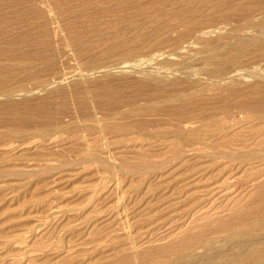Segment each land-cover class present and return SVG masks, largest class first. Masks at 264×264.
<instances>
[{"label":"rangeland","instance_id":"374dc122","mask_svg":"<svg viewBox=\"0 0 264 264\" xmlns=\"http://www.w3.org/2000/svg\"><path fill=\"white\" fill-rule=\"evenodd\" d=\"M263 1L0 0V264H235L243 253L244 238L249 243L263 238L264 35H255L257 31L264 30ZM11 21L13 25L9 23ZM215 47L218 53L214 51ZM239 47L243 48L238 50ZM4 56L8 57L4 59ZM166 59V62H171V65L167 63L168 67ZM161 60L165 64L163 61L160 63ZM235 65L242 75H236L230 83L223 78L224 84L220 86L214 80L206 81L202 74L201 80L190 75L191 71L198 72L201 68L209 72L204 71V75L211 76L212 73L214 77H223L230 73L228 68ZM51 66H57L54 68L57 71ZM117 66L132 67L133 70L130 69V74H103L112 72V68ZM160 69L162 71L159 72ZM88 72L96 74L86 75ZM151 72L156 79L152 78ZM242 80L244 83L241 84ZM63 82H68V87L76 84L55 93L53 90L66 87ZM144 94L146 97L142 98ZM144 99L149 101L144 102ZM22 100L32 103H23ZM255 114L259 116L255 117ZM216 115L220 116L218 120ZM114 123L120 126V131L111 134L107 129ZM127 126L134 130L125 131ZM135 130L138 132L136 135L132 134ZM188 131L190 137L186 135ZM192 132H195L194 136ZM195 135H200V138ZM127 137L132 139L128 141ZM233 139H238V143ZM193 140H197V144ZM121 141H124V146ZM252 263L263 262L252 260Z\"/></svg>","mask_w":264,"mask_h":264},{"label":"bare ground","instance_id":"6f19581e","mask_svg":"<svg viewBox=\"0 0 264 264\" xmlns=\"http://www.w3.org/2000/svg\"><path fill=\"white\" fill-rule=\"evenodd\" d=\"M11 1H12V0H11ZM75 1H76V0H75ZM88 1H89V0H88ZM145 1H146V0H145ZM233 1H234V0H233ZM245 1H246V0H245ZM86 2H87V1H86ZM110 2H111V1H110ZM227 2H228V1H227ZM260 2H262V1H260ZM260 2H259V3H260ZM11 3H12V2H11ZM15 3H17V2H15ZM74 3H75V2H74ZM80 3H81V2H80ZM119 3H120V2H119ZM225 3H226V1H225ZM230 3H231V2H230ZM254 3H255V2H254ZM257 3H258V2H257ZM259 3H258V4H259ZM263 3H264V1H263ZM36 4H37V3H36ZM81 4H82V3H81ZM100 4H101V3H100ZM143 4H144V3H143ZM143 4H142V5H143ZM156 4H157V3H156ZM226 4H227V3H226ZM243 4H244V3H243ZM75 5H76V4H75ZM75 5H74V6H75ZM85 5H86V4H85ZM222 5H223V3H222ZM260 5H262V3H260L259 6H260ZM26 6H27V5H26ZM68 6H69V5H68ZM71 6H72V5H71ZM78 6H79V5H78ZM223 6H224V5H223ZM138 7H139V6H138ZM5 8H6V7H5ZM24 8H25V6H24ZM75 8H76V7H75ZM105 8H106V7H105ZM124 8H125V7H124ZM128 8H129V7H128ZM161 8H162V7H161ZM205 8H206V7H205ZM92 9H93V8H92ZM107 9H108V8H107ZM237 9H238V8H237ZM6 10H7V9H6ZM157 10H159V9H157ZM227 10H229V9H227ZM67 11H68V9H67ZM89 11H90V10H89ZM110 11H111V10H110ZM112 11H113V9H112ZM229 11H231V10H229ZM242 11H243V10H242ZM242 11H241V12H242ZM254 11H255V10H254ZM254 11H253V12H254ZM25 12H26V11H25ZM77 12H78V11H77ZM84 12H87V11H84ZM200 12H201V11H200ZM251 12H252V11H251ZM263 12H264V9H263ZM8 13H9V12H8ZM14 13H15V12H14ZM109 13H110V12H109ZM122 13H123V12H122ZM231 13H232V12H231ZM243 13H244V12H243ZM254 13H255V12H254ZM254 13H253V14H254ZM46 14H47V13H46ZM21 15H23V13H22ZM102 15H103V14H102ZM108 15H109V14H108ZM203 15H204V14H203ZM250 15H251V13H250ZM262 15H263V14H262ZM1 16H2V15H1ZM231 16H232V15H231ZM233 16H235V15H233ZM236 16H237V14H236ZM238 16H239V15H238ZM245 16H246V15H245ZM8 17H9V16H8ZM196 17H197V16H196ZM202 17H203V16H202ZM206 17L208 18V16H206ZM241 17L243 18V16H241ZM27 18H28V16H27ZM32 18H33V17H32ZM78 18H79V17H78ZM176 18H177V17H176ZM188 18H189V17H188ZM211 18H215V17L212 16ZM233 18H234V17H233ZM195 19H196V18H195ZM255 19H256V18H255ZM24 20H25V19H24ZM24 20H23V22H24ZM232 20H233V19H232ZM13 21H15V20H13ZM13 21H11V22H9V23L12 24ZM25 21H26V20H25ZM27 21H28V20H27ZM27 21H26V22H27ZM52 21H54V20H52ZM194 21H195V20H194ZM201 21H203V20H201ZM21 22H22V21H21ZM29 22H30V21H29ZM45 22H48V21H45ZM190 22H192V21H190ZM13 24H14V23H13ZM13 24H12V25H13ZM5 25H6V24H5ZM20 25H23V24H20ZM20 25H19V26H20ZM38 25H39V24H38ZM171 26H173V25H171ZM221 26H222V25H221ZM23 27H24V26H23ZM23 27H21V28H23ZM9 28H10V27H9ZM19 28H20V27H18L17 29H19ZM27 28H28V26H27ZM68 28H69V27H68ZM4 29H6V28H4ZM69 29H70V28H69ZM196 29H198V28H196ZM199 29H200V28H199ZM207 29H208V28H207ZM210 29H211V28H210ZM246 29H247V28H246ZM261 29H262V28H261ZM1 30L3 31V28H2ZM10 30H11V29H9V31H10ZM92 30H93V28H92ZM192 30H193V29H192ZM204 30H205V29H204ZM256 30H257V29H255V31H256ZM11 31H12V30H11ZM22 31H23V30H22ZM54 31H55V29H54ZM122 31H123V30H122ZM202 31H203V30H202ZM205 31H206V30H205ZM205 31H204V32H205ZM214 31H216V30H214ZM12 32H13V31H12ZM14 32H15V31H14ZM20 32H21V31H20ZM103 32H104V30H103ZM159 32H160V31H159ZM165 32H166V31H165ZM194 32H195V31H194ZM200 32H201V31H200ZM235 32H236V31H235ZM235 32H234V33H235ZM246 32H247V31H246ZM250 32H251V31H250ZM75 33H76V32H75ZM185 33H186V32H185ZM216 33H219V31H218V32L216 31ZM238 33H239V31H238ZM240 33H241V31H240ZM240 33H239V34H240ZM254 33H255V32H254ZM258 33H260V36L262 35V37H263V35H264V30H262V31H257V32L255 33V35L257 36ZM24 34H25V33H24ZM32 34H33V33H32ZM42 34H43V33H42ZM96 34H97V33H96ZM104 34H106V32H105ZM155 34H156V33H155ZM198 34H200V33L198 32ZM202 34H203V33H202ZM204 34H205V33H204ZM204 34H203V35H204ZM214 34H215V33H214ZM241 34H242V33H241ZM241 34H240V35H241ZM243 34H245V32H244ZM247 34H248V33H247ZM247 34H246V35H247ZM78 35H79V34H78ZM78 35H77V36H78ZM169 35H170V34H169ZM196 35H197V34H196ZM196 35H195V36H196ZM203 35H202V36H203ZM207 35H209V34H207ZM10 36H11V35H10ZM99 36H100V35H99ZM101 36H104V37H105V35H101ZM101 36H100V37H101ZM197 36H199V35H197ZM202 36H201V37H202ZM204 36H206V34H205ZM210 36H211V34H210ZM217 36H218V35H217ZM237 36H238V35H237ZM26 37H27V36H26ZM26 37H25V38H26ZM61 37H62V36H61ZM90 37H91V36H90ZM108 37H109V36H108ZM108 37H107V38H108ZM143 37H144V36H143ZM151 37H153V36H151ZM158 37H159V36H158ZM70 38H71V37H70ZM75 38H76V37H75ZM87 38H88V36H87ZM87 38H86V39H87ZM209 38H210V37H209ZM239 38H240V37H239ZM243 38H244V37H243ZM245 38H246V37H245ZM64 39H65V37H64ZM64 39H62V40H64ZM147 39L149 40L150 38H147ZM169 39H170V38H169ZM174 39H175V38H174ZM193 39H194V38H193ZM246 39H247V38H246ZM250 39H251V38H250ZM252 39H253V37H252ZM255 39H256V38H255ZM1 40H2V39H1ZM21 40H22V39H21ZM38 40H39V39H38ZM190 40H191V39H190ZM248 40H249V39H248ZM253 40H254V39H253ZM258 40H260V38H259ZM258 40H257V41H258ZM43 41H45V40L43 39ZM53 41H54V40H53ZM144 41H145V40H144ZM250 41H251V40H250ZM141 42H142V41H141ZM141 42H140V44H141ZM192 42H193V41H192ZM192 42H191V44H192ZM196 42H197V41H196ZM196 42H195V43H196ZM201 42H202V41H201ZM231 42H232V41H231ZM233 42H235V38H234V41H233ZM54 43H56V41H54ZM80 43H82V42H80ZM125 43H126V42H125ZM229 43H230V42H229ZM237 43H238V42H237ZM258 43H259V42H258ZM118 44H119V42H118ZM210 44H211V43H210ZM212 44H214V43H213V39H212ZM217 44H218V43H217ZM253 44H254V43H253ZM6 45H7V44H6ZM76 45H77V44H76ZM189 45H190V44H189ZM199 45H200V44H199ZM36 46H37V45H36ZM68 46H70V45H68ZM257 46H258V44H257ZM260 46H261V45H260ZM37 47H38V46H37ZM113 47H114V46H113ZM136 47H137V46H136ZM193 47H195V46H193ZM207 47H208V46H207ZM209 47L211 48V46H209ZM223 47H224V45H223ZM0 48H1V47H0ZM2 48H3V47H2ZM6 48H7V47H6ZM22 48H23V46H22ZM55 48H56V47H55ZM58 48H59V47H58ZM73 48H74V47H73ZM73 48H70V49L74 50V49H76V46H75L74 49H73ZM131 48H132V47H131ZM182 48H183V45H182ZM182 48H181V49H182ZM210 48H208V49H210ZM215 48H216V47H215ZM225 48H226V46H225ZM225 48H223V49H225ZM240 48H243V47H239L238 50H240ZM256 48H258V47H256ZM9 49H10V47H9ZM59 49H60V48H59ZM59 49H58V50H59ZM62 49H63V48H62ZM66 49H67V48H66ZM85 49H86V47H85ZM156 49H157V48H156ZM181 49H180V51H181ZM208 49H207V50H208ZM226 49H227V48H226ZM235 49H236V48H235ZM258 49H259V48H258ZM4 50H5V49H4ZM11 50H12V49H11ZM14 50H16V49H14ZM28 50H29V49H28ZM187 50H188V49H187ZM203 50H205V49H203ZM211 50H212V49H210L209 51H211ZM216 50H217V48H216L214 51L216 52ZM221 50H222V48H221ZM245 50L247 51V49H245ZM9 51H10V50H9ZM67 51H68V50H67ZM75 51H76V50H75ZM123 51H124V50H123ZM180 51H179V52H180ZM182 51H183V50H182ZM200 51H201V50H200ZM214 51H213V52H214ZM219 51H220V50H219ZM225 51H226V50H225ZM228 51H230V50H228ZM233 51H234V50H233ZM233 51H232V52H233ZM241 51H242V50H241ZM248 51H250V50H248ZM19 52H20V51H19ZM61 52H62V51H61ZM63 52H64V51H63ZM115 52H116V51H115ZM115 52H114V53H115ZM170 52H171V51H170ZM172 52H174V51H172ZM172 52H171V53H172ZM183 52H184V51H183ZM190 52H191V51H190ZM195 52H197V51H195ZM198 52H199V50H198ZM204 52H205V51H204ZM232 52H231V53H232ZM235 52L237 53V51H234V53H235ZM254 52H255V49H254ZM256 52H259V51L256 50ZM155 53H156V52H155ZM157 53H158V52H157ZM191 53H192V52H191ZM199 53H202V52H199ZM216 53H218V52H216ZM238 53H240V52L238 51ZM241 53H242V52H241ZM243 53H244V52H243ZM6 54H8V53H6ZM59 54H60V52H59ZM59 54H58V55H59ZM71 54H72V56H73V52H72ZM205 54H207V53H205ZM214 54H215V53H214ZM223 54H224V53H223ZM245 54H246V53H245ZM3 55H4V54H3ZM11 55H12V54H10V56H11ZM15 55H16V53H15ZM15 55H13V56H15ZM55 55H57V54H55ZM116 55H117V54H116ZM154 55H155L154 57H155V60H156V54H154ZM158 55H159V53H158ZM165 55H166V54H165ZM165 55H164V56H165ZM172 55H173V54H172ZM257 55H258V54H257ZM1 56H2V55H1ZM1 56H0V58H1ZM16 56H17V55H16ZM31 56H33V55H31ZM53 56H54V54H53ZM61 56H63V54H62ZM112 56H115V55L112 54ZM150 56H151L152 58H154L153 55H150ZM150 56H149V57H150ZM159 56H160V58H161V55H159ZM159 56H158V57H159ZM162 56H163V55H162ZM164 56H163V57H164ZM166 56H167V55H166ZM182 56H183V55H182ZM211 56L213 57V54H211ZM215 56H216V54H215ZM217 56H218V55H217ZM220 56H221V55H220ZM220 56H219L218 58H220ZM5 57H8V56H4L3 58L6 59ZM90 57H91V56H90ZM170 57H171V56H170ZM178 57H179V55H178ZM195 57H197V56H195ZM195 57H194V58H195ZM206 57H207V56H206ZM238 57H239V56H238ZM249 57H251V56H249ZM254 57H255V56H254ZM259 57H260V56H259ZM13 58H15V57H13ZM59 58H60V57H58V59H59ZM73 58H74V57H73ZM81 58H82V57H81ZM109 58H110V57H109ZM112 58H113V57H112ZM117 58H118V57H117ZM132 58H133V57H132ZM147 58H148V56H147ZM160 58H159V59H160ZM167 58H168V57H167ZM194 58H191V59H194ZM200 58H201V57H200ZM202 58H203V60H206V59H204V57H202ZM4 59H3V61H4ZM24 59H25V58H24ZM32 59H34V58H32ZM35 59H36V58H35ZM53 59L55 60V58H53ZM113 59H114V58H113ZM119 59H120V58H119ZM121 59H123V58H121ZM121 59H120V60H121ZM139 59L142 60V58H139ZM175 59H176V58H175ZM179 59H180V57H179ZM182 59L184 60V58H182ZM185 59H187V58H185ZM195 59H196V58H195ZM207 59H208V57H207ZM210 59H212V58L210 57ZM210 59H209V60H210ZM235 59H236V58H235ZM1 60H2V59H1ZM60 60H61V59H60ZM104 60H105V59H104ZM104 60H103V61H104ZM109 60H111V59H109ZM114 60H116V59H114ZM126 60H127V59H126ZM135 60H136V58H135ZM140 60H138V61H140ZM145 60H147V59H145ZM148 60H150V59H148ZM152 60H153V59H152ZM167 60H168V59H166V60H164V61L166 62ZM177 60H178V59H177ZM218 60H220V59H218ZM262 60H264V59H262ZM16 61H17V59H16ZM57 61H58V60H57ZM88 61H89V60H88ZM88 61H87V62H88ZM92 61H93V60H92ZM101 61H102V60H101ZM143 61H144V59H143ZM162 61H163V60H161L160 63H162ZM164 61H163V62H164ZM169 61H170V60H169ZM184 61H185V60H184ZM200 61H201V60H200ZM214 61H215V60H214ZM235 61H236V60H235ZM246 61H247V60H246ZM259 61H261V60H259ZM54 62H55V61H54ZM87 62H86V64H88ZM98 62H99V61H98ZM98 62H97V63H98ZM121 62H122V61H121ZM123 62H124V61H123ZM145 62H146V61H144V63H145ZM155 62H156V61H155ZM165 62H164V64H165ZM172 62H173V61H172ZM174 62H175V61H174ZM205 62H206V61H205ZM211 62H212V61H211ZM220 62H222V61L220 60ZM241 62H242V61H241ZM254 62H255V61H254ZM11 63H12V62H11ZM11 63H9V65H12ZM30 63H31V62H30ZM51 63H53V62L51 61ZM89 63H91V62H89ZM101 63H102V62H101ZM101 63H100V64H101ZM140 63H141V62H140ZM146 63H147V62H146ZM167 63H169V62H166V64H167ZM170 63H171V62H170ZM170 63H169V64H170ZM183 63H184V62H183ZM186 63H187V62H186ZM207 63H208V62H207ZM222 63H223V62H222ZM233 63H234V62H232V64H233ZM242 63H243V62H242ZM49 64H50V63H49ZM49 64H48V65H49ZM60 64H61V63H60ZM95 64H96V61H95ZM100 64H99V65H100ZM164 64H163V65H164ZM172 64H173V63H172ZM174 64H175V63H174ZM202 64H203V63H202ZM214 64H215V62H214ZM214 64H213V65H214ZM224 64H225V63H224ZM249 64H250V63H249ZM14 65H15V64H14ZM41 65H42V63H41ZM51 65H53V64H51ZM54 65H55V64H54ZM58 65H59V64H58ZM62 65H64L63 62H62ZM141 65H142V64H141ZM170 65H171V64H170ZM175 65H176V64H175ZM184 65H185V64H184ZM184 65H183V66H184ZM199 65H200V64H199ZM228 65H229V64H228ZM243 65H244V64H243ZM91 66H92V65H91ZM97 66H98V64H97ZM97 66H96V68H97ZM136 66H137V64H136ZM143 66H144V65H143ZM153 66H155V65H153ZM156 66H158V65H156ZM159 66H160V65H159ZM185 66H186V65H185ZM188 66H189V65H188ZM190 66H191V65H190ZM190 66H189V67H190ZM203 66H204V64H203ZM205 66H206V65H205ZM208 66H209V65H208ZM236 66H237V65H235V66H231V67L228 66V67H229L228 69H230L231 71H230V73H228L229 75L227 74L226 76H223V77H222V76H221V77H220V76L214 77V75H213L212 73H210L211 76H210V75H206V73H205V75H204L203 73H204V71H206V70H202L201 68H200L199 70L196 69L198 72H193V71H191V74H190V75H191V76L194 75V77H197V78H199V80H201V74H202L203 76H205V77H202V78H205L206 81H207V79L214 80L215 84H216L217 86H218V85L220 86L222 83L224 84V82L221 81L223 78L226 79V82H227V83H228V82L230 83L232 80H234L235 77H237L236 75H238V74L240 73V71H238V69H237L238 67L236 68ZM238 66H239V65H238ZM245 66H247V65H245ZM15 67H16V65H15ZM17 67H18V66H17ZM17 67H16V68H17ZM24 67H25V66H24ZM51 67H52V66H51ZM55 67H57V66H55ZM55 67H52V68L54 69ZM114 67H115V66H114ZM117 67H118V66H117ZM139 67L141 68V66H139ZM160 67H161V66H160ZM165 67H166V66H165ZM165 67H163V68H165ZM167 67H168V64H167ZM179 67H180V66H179ZM181 67H182V66H181ZM194 67H196V66H194ZM199 67H200V66H199ZM206 67H207V66H206ZM206 67H205V68H206ZM209 67H210V66H209ZM27 68H28V65H27ZM27 68H25V69H27ZM58 68H59V67H58ZM91 68H92V67H91ZM91 68H90V69H91ZM111 68H112V67H111ZM131 68H132V67H130V68H122V67H121V68H119V67H118V68H112V69H113L112 72H107V71H106L107 73H103V72H102V73H103L105 76H106V75H111L112 73H113V75L116 74V73H117V75H118V74H126L127 72H129V74H130V69H131ZM150 68L152 69V67H150ZM169 68H170V67H169ZM169 68H167V69H169ZM172 68H173V67H172ZM174 68H175V67H174ZM182 68H183V67H182ZM192 68H193V67H192ZM192 68H191V69H192ZM212 68H214V67H212ZM225 68H226V67H225ZM259 68H260V67H258V69H259ZM263 68H264V67H263ZM8 69H9V68H8ZM19 69H20V67H19ZM22 69H23V68H22ZM25 69H24V71H26ZM98 69H99V68H98ZM100 69H101V68H100ZM107 69L109 70L110 67H108ZM136 69L139 70L138 67H137ZM147 69H148L147 71H148V74H149V68H147ZM161 69H162V67H161ZM161 69L158 70V71H159V72L162 71ZM179 69H180V68H179ZM179 69H177V70H178L177 72H179ZM187 69H188V68H187ZM191 69H190V70H191ZM210 69H211V68H210ZM228 69H227V70H228ZM252 69H253V67H252ZM252 69H251V70H252ZM15 70H16V69H15ZM94 70H96V69L94 68ZM131 70H133V68H132ZM144 70H146V69H144ZM144 70H143V71H144ZM170 70H171V69H170ZM170 70H168V71H170ZM190 70H189V72H190ZM211 70H212V69H211ZM251 70H250V72H253V71L256 70V68H255L254 70H252V71H251ZM3 71H4V70H3ZM54 71H57V70L54 69ZM139 71H140V70H139ZM147 71H146V72H147ZM150 71H151V70H150ZM155 71H156V70H155ZM155 71H154V72H155ZM201 71H203V72H201ZM242 71H243V69H242ZM244 71H245V70H244ZM258 71H259V70H258ZM258 71H256V72H258ZM261 71H262V70H261ZM11 72H12V71H11ZM28 72H30V71H28ZM52 72H53V71H52ZM76 72H77V71H76ZM140 72H141V71H140ZM144 72H145V71H144ZM183 72H184V71H183ZM183 72L180 73V76L182 75ZM186 72H187V71H186ZM206 72H207V71H206ZM212 72H213V70H212ZM214 72H215V70H214ZM262 72H263V71H262ZM16 73H19V72L17 71ZM54 73H55V72H54ZM58 73H59V72H58ZM81 73H82V72H81ZM136 73H137V72H136ZM162 73H164V72H162ZM168 73H169V72H168ZM208 73H209V72H207V74H208ZM225 73H226V72H225ZM45 74H46V72H45ZM47 74H48V73H47ZM94 74H96V73H89V72H88L86 75H94ZM132 74H133V75H136V74H134V72H133ZM151 74H152V72H151ZM155 74H156V72H155ZM160 74H161V73H160ZM173 74H174V73H173ZM251 74H252V73H251ZM11 75H13V74H11ZM99 75H100V74H99ZM140 75H141V74H140ZM140 75H139V77H140ZM143 75H145V74H143ZM146 75H147V74H146ZM152 75H153L152 78H155L154 76H156V75H154V74H152ZM161 75H163V74H161ZM239 75H240V74H239ZM241 75H242V74H241ZM241 75H240V76H241ZM263 75H264V74H263ZM37 76H38V75H37ZM47 76H48V75H47ZM82 76H84V73H82ZM125 76H126V75H125ZM163 76H164V75H163ZM163 76H162V77H163ZM165 76H167V75L165 74ZM165 76H164V77H165ZM170 76L172 77L173 75H170ZM187 76H188V75H187ZM187 76H186V77H187ZM240 76H239V77H240ZM247 76H250V75H247ZM253 76H254V75H253ZM40 77H41V76H40ZM136 77H137V76H136ZM148 77H149V76H148ZM148 77H147V78H148ZM186 77H185V78H186ZM243 77H244V76H243ZM260 77H261V76H259V78H260ZM25 78H27V77H24V79H25ZM103 78H104V77H103ZM106 78H107V77H106ZM141 78L143 79V77H141ZM141 78H140V79H141ZM183 78H184V77H183ZM2 79H3V77H2ZM16 79H17V77H16ZM70 79H71V78H70ZM98 79H99V78H98ZM150 79H151V78H150ZM155 79H156V78H155ZM165 79H166V78H165ZM169 79H170V78H169ZM180 79H181V78H180ZM194 79H195V78H194ZM250 79H251V77H250ZM25 80H26V79H25ZM34 80H35V79H34ZM59 80H60V79H59ZM73 80H74V79H73ZM90 80H91V79H90ZM94 80H95V79H94ZM100 80H101V79H100ZM109 80H110V79H109ZM126 80H127V79H126ZM143 80H145V79H143ZM151 80L153 81V79H151ZM176 80H177V79H176ZM186 80H187V79H186ZM70 81H71V80H70ZM85 81H86V80H85ZM87 81H88V80H87ZM113 81H114V80H113ZM133 81H134V80H133ZM178 81H179V80H178ZM178 81H177V83H178ZM195 81H196V80H195ZM237 81H238V80H237ZM239 81H240V80H239ZM9 82H10V81H9ZM163 82H164V80H163ZM163 82L161 81L160 84H162ZM168 82H169V84H170L171 81L169 80ZM182 82H183V81H182ZM184 82H185V81H184ZM198 82H199V81H198ZM226 82H225V84H227ZM253 82H254V81H253ZM20 83H21V82H20ZM67 83H68V82H63V86L66 84V85H65L66 87H63V88H61L60 90H59V89H56V90H53V91H54L55 93H58V94H59L60 91L62 92V90L64 91V89L66 90V89H68L69 87H73V86H75V84H76V83L73 84V85L69 84V85H71V86L68 87V86H67V85H68ZM109 83H110V82H109ZM112 83H113V82H112ZM114 83H115V82H114ZM116 83H117V82H116ZM141 83H142V82H141ZM143 83H144V82H143ZM147 83H148V82H146V84H147ZM151 83H152V82H151ZM180 83H181V82H180ZM193 83H194V82H193ZM196 83H197V82H196ZM211 83H212V82H211ZM237 83H238V82H237ZM242 83H244L243 80H242L241 84H242ZM248 83H250V82H248ZM24 84H25V83H24ZM24 84H23V85H24ZM91 84H92V83H91ZM99 84H101V83L99 82ZM154 84H156V83L154 82ZM160 84H159V85H160ZM166 84H167V83H166ZM182 84L184 85V83H182ZM189 84H190V83H189ZM246 84H247V82H246ZM0 85H1V84H0ZM3 85H4V84H3ZM8 85H9V84H8ZM23 85H22V88H23ZM92 85H93V84H92ZM113 85H114V84H113ZM151 85H152V84H151ZM183 85H182V88H183ZM204 85H205V84H204ZM207 85H209V84H207ZM212 85H213V84H212ZM232 85H233V84H232ZM249 85H250V84H249ZM254 85H255V83H254ZM254 85H253V87H254ZM77 86H78V85H77ZM111 86H112V85H111ZM160 86L162 87V85H160ZM160 86H159V87H160ZM163 86H164V85H163ZM166 86H167V85H166ZM173 86H174V85H173ZM184 86H185V85H184ZM188 86H189V85H188ZM193 86H194V85H193ZM197 86H198V85H197ZM197 86H196V87H197ZM201 86H202V85H201ZM205 86H206V85H205ZM209 86H211V85H209ZM209 86H208V89H209ZM217 86H216V87H217ZM229 86H230V85H229ZM234 86H235V85H234ZM243 86H244V85H243ZM104 87H106V86H103V88H104ZM112 87H113V86H112ZM117 87H120V86H117ZM161 87H160V88H161ZM194 87H195V86H194ZM203 87H204V86H203ZM6 88H7V87H6ZM9 88H10V87H9ZM19 88H20V87H19ZM97 88H98V87H97ZM162 88H164V87H162ZM168 88H169V86H168ZM178 88H179V87H178ZM191 88H192V87H191ZM213 88H214V86H213ZM226 88H227V87H226ZM51 89H52V88H51ZM51 89H50V90H51ZM99 89H100V88H99ZM176 89H177V88H176ZM186 89H187V88H186ZM186 89H185V90H186ZM189 89H190V88H189ZM201 89H202V88H201ZM221 89H222V88H221ZM224 89H225V88H224ZM241 89H243V88H241ZM185 90H184V91H185ZM230 90H231V88H230ZM247 90H248V88H247ZM69 91H70V90H69ZM101 91H102V90H101ZM115 91H116V90H115ZM164 91H165V90H164ZM164 91H163V92H164ZM174 91H175V90H174ZM214 91H215V90H214ZM218 91H219V89H218ZM224 91H225V90H224ZM263 91H264V90H263ZM27 92H28V91H27ZM48 92H49V91H48ZM109 92H110V91H109ZM156 92H157V91H156ZM156 92H154V93H156ZM175 92H176V91H175ZM208 92H209V91H208ZM210 92H211V91H210ZM261 92H262V91H261ZM49 93H50V92H49ZM49 93H47V94H49ZM51 93H52V91H51ZM72 93H73V92H72ZM102 93H103V91H102ZM110 93H111V92H110ZM180 93H181V92H180ZM182 93H183V92H182ZM184 93H185V92H184ZM240 93H241V92H240ZM256 93H258V92H256ZM29 94H30V93H29ZM29 94H27V95H29ZM52 94H53V93H52ZM118 94H119V93H118ZM188 94H189V93H188ZM237 94L239 95V93H237ZM6 95H7V94H6ZM24 95H25V94H24ZM31 95H32V94H31ZM53 95H55V94H53ZM61 95H62V94H61ZM65 95H66V94H65ZM104 95H105V92H104ZM104 95H103V96H104ZM106 95H108V94H106ZM161 95H163V94H161ZM176 95H177V94H176ZM200 95H201V94H200ZM214 95H217V94H214ZM220 95H221V93H220ZM220 95H219V96H220ZM21 96H23V95H21ZM46 96H47V95H46ZM50 96H51V95H49L48 98L51 99ZM68 96H69V95H68ZM68 96H67V97H68ZM109 96H111V95L109 94ZM133 96H134V95H133ZM154 96H155V95H154ZM183 96H184V95H183ZM186 96H187V94H186ZM189 96H190V95H189ZM205 96H206V95H205ZM211 96H212V98H214V97H213V94H211ZM225 96L229 98L228 95H225ZM236 96H237V95H236ZM236 96H234V97H236ZM25 97H26V96H25ZM25 97H24V98H25ZM28 97H29V96H28ZM52 97H53V96H52ZM65 97H66V96H64V98H65ZM67 97H66V98H67ZM116 97H117V95H116ZM131 97H132V96H131ZM135 97H136V96H135ZM145 97H146V95L144 94V97H142V98H145ZM230 97H231V96H230ZM258 97H259V96H258ZM258 97H257V99H258ZM55 98H56V96H55ZM55 98H54V100H55ZM68 98H69V97H68ZM103 98H104V97H103ZM186 98H187V97H186ZM201 98H203V97H201ZM217 98H218V97H217ZM217 98H216V99H217ZM259 98H260V97H259ZM25 99H26V98H25ZM25 99H24V101H25ZM42 99H43V98H42ZM44 99H46V98H44ZM44 99H43V100H44ZM57 99H59V98H57ZM69 99H70V98H69ZM113 99H114V98H113ZM118 99H119V97H118ZM120 99H122V98H120ZM120 99H119V100H120ZM129 99H130V101L133 100V99L131 100V98H129ZM194 99H195V98H194ZM209 99H210V98H209ZM209 99H208V100H209ZM226 99H227V98H226ZM226 99H225V100H226ZM233 99H234V98H233ZM46 100H47V99H46ZM107 100H108V99H107ZM110 100H111V98H110ZM115 100H116V99H115ZM144 100H145V99H144ZM201 100H202V99H201ZM225 100H224V101H225ZM229 100H231V98H230ZM239 100H241V99H239ZM242 100H243V99H242ZM247 100L249 101L250 99H247ZM259 100H260V99H259ZM262 100H264V99H262ZM22 101H23V100H22ZM24 101H23V103H30V102H24ZM27 101H28V100H27ZM44 101H45V100H44ZM49 101H50V100H49ZM60 101H61V100H60ZM60 101H59V102H60ZM83 101H84V100H83ZM91 101H92V100H91ZM105 101H106V100H105ZM130 101L127 100V102H129V103H130ZM142 101H143V100H142ZM142 101H140V102H142ZM148 101H149V100H148ZM148 101L145 100L144 102H148ZM179 101H180V100H179ZM194 101H195V100H194ZM203 101H204V100H203ZM206 101H207V100H206ZM243 101H244V100H243ZM248 101H245V102H248ZM257 101H258V100H257ZM260 101H261V100H260ZM3 102H4V101H3ZM5 102H6V101H5ZM18 102H19V101H18ZM59 102H57V103H59ZM62 102H63V100H62ZM64 102H65V101H64ZM117 102H118V101H117ZM127 102H126L125 104H127ZM184 102H185V101H184ZM198 102H199V101H198ZM198 102H197V103H198ZM217 102H218V101H217ZM221 102H222V101H221ZM229 102H230V101H229ZM237 102H238V100H237ZM250 102H251V101H250ZM253 102H254V101H253ZM7 103H8V102H7ZM31 103H32V101H31ZM31 103H30V104H31ZM50 103H51V102H50ZM152 103H153V102H152ZM188 103H189V102H188ZM194 103H195V102H194ZM201 103H202V102H201ZM204 103H205V102H204ZM223 103H224V102H223ZM227 103H228V102H227ZM248 103H249V102H248ZM259 103H263V102H259ZM0 104H1V102H0ZM15 104H16V103H15ZM19 104H20V102H19ZM53 104H54V103H53ZM185 104H186V103H185ZM199 104H200V103H199ZM207 104H208V102H207ZM210 104H211V103H210ZM218 104H219V103H218ZM225 104H226V102H225ZM233 104H236V103L233 102ZM13 105H14V103H13ZM28 105H29V104H28ZM62 105H63V104H62ZM109 105H110V104H109ZM200 105H201V104H200ZM222 105H224V104H222ZM251 105H252V104H251ZM263 105H264V104H263ZM14 106H15V105H14ZM42 106H43V105H42ZM45 106H46V105H45ZM57 106H59V105H57ZM103 106H104V104H103ZM110 106H111V105H110ZM121 106H122V105H121ZM142 106H143V105H142ZM153 106H155V105H153ZM187 106H188V105H187ZM216 106H217V105H216ZM216 106H215V107H216ZM254 106H255V105H254ZM15 107H16V109L18 108L17 106H15ZM15 107H13V108L15 109ZM19 107H21V106L19 105ZM29 107H30V105H29ZM111 107H112V106H111ZM207 107H208V106H207ZM207 107H206V108H207ZM219 107H220V106H219ZM219 107H218V108H219ZM222 107H223V106H222ZM222 107H221V108H222ZM225 107H226V106H225ZM3 108H4V107H3ZM57 108H58V107H57ZM157 108H158V107H157ZM174 108H176V107H174ZM181 108H182V107H181ZM188 108H189V106H188ZM188 108H187V109H188ZM206 108H205V110H206ZM212 108H213V106H212ZM216 108H217V107H216ZM226 108H227V107H226ZM241 108H242V107H241ZM246 108H247V107H246ZM260 108H261V107H260ZM6 109H7V108H5V110H6ZM11 109H12V108H11ZM14 109H13V110H14ZM16 109H15V110H16ZM19 109H20V108H19ZM32 109H33V108H32ZM44 109H45V108H44ZM60 109H61V108H60ZM112 109H114V108H112ZM176 109H177V108H176ZM195 109H197V108H195ZM223 109H224V108H223ZM223 109H222V110H223ZM257 109H258V108H257ZM257 109H256V111H257ZM261 109H262V108H261ZM9 110H10V109H9ZM21 110H22V107H21ZM30 110H31V109H30ZM33 110H34V109H33ZM33 110H32V111H33ZM49 110H50V108H49ZM61 110H62V109H61ZM61 110H59V111H61ZM131 110L135 111L136 108H135V110H134V109H131ZM138 110H139V109H138ZM155 110H156V109H155ZM178 110H179V109H178ZM199 110H200V107H199ZM263 110H264V109H263ZM263 110H262V111H263ZM34 111L37 112V110H34ZM112 111H113V110H112ZM123 111H124V110H123ZM127 111H128V110H127ZM127 111H126V114H127ZM129 111H130V108H129ZM143 111H145V110H143ZM175 111H176V110H175ZM188 111H189V110H188ZM194 111H195V110H194ZM210 111H212V110H210ZM215 111H216V109H215ZM238 111H239V110L237 109V112H238ZM259 111H261V110L259 109ZM259 111H257V112H259ZM27 112H28V111H27ZM110 112H111V111H110ZM137 112H138V111H137ZM185 112H186V111H185ZM189 112H190V111H189ZM189 112H187V113L189 114ZM208 112H209V111H208ZM221 112H223V111H221ZM230 112H231V110H230ZM232 112H233V111H232ZM237 112H236V113H237ZM240 112H241V111H240ZM245 112H246V111H245ZM253 112H254V111H253ZM263 112H264V111H263ZM33 113H34V112H33ZM38 113H39V112H38ZM59 113H60V112H59ZM114 113H115V112H114ZM123 113H124V112H123ZM128 113H129V112H128ZM154 113H155V112H154ZM173 113H174V112H173ZM190 113H191V112H190ZM216 113H218V112H216ZM224 113H225V112H224ZM233 113H234V112H233ZM255 113H256V112H255ZM18 114H19V113H18ZM26 114H27V113H26ZM35 114H36V113H35ZM111 114H112V113H111ZM118 114H119V113H118ZM135 114H136V113H134V117H135ZM139 114H140V116H142V115H141V112H140ZM143 114H145V112H144ZM195 114H196V113H195ZM201 114H202V113H201ZM208 114H209V113H208ZM259 114H261V113H259ZM6 115H7V114H6ZM13 115H14V114H13ZM29 115H30V114H29ZM32 115H33V114H32ZM107 115H108V114H107ZM131 115H133V114L130 113V116H131ZM204 115H206V114H204ZM230 115H232V114H230ZM47 116H48V115H47ZM61 116H62V114H61ZM120 116H121V115H120ZM123 116H125V115H123ZM151 116H152V115H151ZM216 116H217V115H216ZM220 116H222V114H221ZM220 116H217L216 119L218 120V117L220 118ZM256 116H259V115L255 114V117H256ZM262 116H264V115H262ZM262 116H261V117H262ZM11 117H12V116H11ZM23 117H24V116H23ZM26 117H27V116H26ZM55 117H56V116H55ZM134 117H133V119L137 118V116H136L135 118H134ZM186 117H187V116H186ZM196 117H197V116H196ZM208 117H210V116H208ZM224 117H226V116H224ZM252 117H253V116H252ZM252 117H250L249 119H252ZM255 117H254V118H255ZM261 117H260V118H261ZM12 118H13V117H12ZM24 118H25V117H24ZM24 118H23V119H24ZM29 118H31V117H29ZM63 118H64V117H63ZM114 118H115V117H114ZM128 118H130V117H128ZM148 118H149V117H148ZM260 118H259V119H260ZM8 119H10V118H8ZM27 119H28V118H27ZM27 119H26V120H27ZM36 119H37V118H36ZM41 119H42V118H41ZM46 119H47V118H46ZM123 119H124V118H123ZM130 119H131V118H130ZM133 119H132V120H133ZM150 119H151V118H150ZM175 119H176V118H175ZM177 119H178V118H177ZM179 119H180V118H179ZM182 119H184V116H183ZM191 119H192V118H191ZM212 119H214V118H212ZM11 120H12V119H11ZM18 120H19V119L17 118V121H18ZM47 120H48V119H47ZM142 120H145V119H142ZM187 120H190V119H187ZM196 120H197V118H196ZM196 120H195V121H196ZM206 120H207V119H206ZM208 120H209V119H208ZM208 120H207V121H208ZM243 120H244V118H243ZM257 120H258V119H257ZM261 120H262V118H261ZM119 121H120V120H119ZM121 121H122V120H121ZM137 121H138V119H137ZM137 121H135V122H137ZM145 121H146V120H145ZM152 121H154V119H153ZM185 121H186V120H185ZM193 121H194V120H193ZM209 121H210V120H209ZM240 121H241V120H240ZM244 121H245V120H244ZM250 121H251V120H250ZM250 121H249V122H250ZM252 121H253V120H252ZM255 121H256V120H255ZM255 121H254V122H255ZM13 122H14V121H13ZM122 122H123V121H122ZM133 122H134V121H133ZM142 122H144V121H142ZM196 122H197V121H196ZM98 123H99V122H98ZM117 123H119V122L117 121ZM149 123H150V122H149ZM154 123H155V122H154ZM178 123H179V120H178ZM197 123H200V122H197ZM206 123H207V122H206ZM212 123L214 124V122H212ZM217 123H218V122H217ZM240 123H241V122H240ZM251 123H252V122H251ZM251 123H250V124H251ZM263 123H264V122H263ZM14 124H15V123H14ZM28 124H29V123H28ZM31 124H32V123H31ZM64 124H65V123H64ZM108 124H109V123H108ZM121 124H122V123H121ZM124 124H125V122H124ZM128 124H129V123H128ZM135 124H136V123H135ZM138 124H140V121H139ZM142 124H143V123H141V125H142ZM158 124H159V123H158ZM163 124H164V123H163ZM174 124H175V123H174ZM182 124H184V123H182ZM195 124H196V123H195ZM204 124H205V123H204ZM235 124H236V123H235ZM237 124H238V123H237ZM250 124H249V125H250ZM260 124H261V122H259V126H260ZM136 125H137V124H136ZM141 125H140V126H141ZM144 125L146 126V124H144ZM177 125H178V124H177ZM192 125H193V123H192ZM199 125H200V124H199ZM199 125H198V126H199ZM209 125H210V124H209ZM211 125H212V124H211ZM215 125H216V124H215ZM222 125H223V123H222ZM231 125H232V124H231ZM245 125H247V122H246ZM255 125L257 126V124H255ZM30 126H31V125H30ZM112 126H113V125H112ZM121 126H123V125H121ZM132 126H133V125H132ZM175 126H176V124H175ZM182 126H183V125H182ZM182 126H181V127H182ZM186 126H188V125H186ZM212 126H214V125H212ZM216 126H217V125H216ZM218 126H219V125H218ZM241 126H243V125H241ZM13 127H14V126H13ZM99 127H100L101 131L104 130V129L102 128L101 125H100ZM103 127H104V126H103ZM108 127H109V126H108ZM119 127H120V126H119ZM119 127H117V126L115 125V123H114V126L111 127V128H108L107 130L109 131V133L114 134L116 131H117V132L120 131V130H119V129H120ZM124 127H125V126H124ZM149 127H150V126H149ZM151 127H152V129H153V125H151ZM169 127H170V126H169ZM205 127H207V126H205ZM220 127H221V125H220ZM225 127H226V126H225ZM225 127H224V128H225ZM236 127H237V126H236ZM236 127H235V128H236ZM239 127H240V126H239ZM250 127H252V125H251ZM257 127H258V126H257ZM21 128H22V127H21ZM57 128H58V127H57ZM89 128H91V126H90ZM179 128H180V127H179ZM183 128L185 129V127H183ZM183 128H182V130L184 131ZM188 128H189V127H188ZM192 128H193V127L191 126V131H193ZM226 128H229V127H226ZM230 128H231V127H230ZM235 128H234V130H235ZM243 128H244V127H243ZM245 128H248V126H247V127L245 126ZM260 128H261V126H260ZM17 129H18V128H17ZM54 129H55V128H54ZM105 129H106V127H105ZM124 129H125V131H127V130L130 131L131 129L134 130V128H132V127L130 128V127H128V126H127V128H124ZM141 129H142V127H141ZM141 129H140V130H141ZM147 129H149V128H147ZM189 129H190V128H189ZM209 129H210V128H209ZM209 129H207V130H209ZM211 129H213V127H212ZM211 129H210V130H211ZM58 130H59V128H58ZM138 130H139V128H138ZM140 130H139V132H140ZM144 130H145V129H144ZM185 130H186V129H185ZM195 130H197V129H195ZM210 130H209V131H210ZM231 130H232V129H231ZM248 130H250V129H248ZM251 130H252V129H251ZM256 130H257V129H256ZM29 131H30V130H29ZM39 131H40V130H39ZM59 131H60V130H59ZM121 131H122V129H121ZM125 131H123V133H124ZM142 131H143V129H142ZM142 131H141V132H142ZM175 131H176V130H175ZM179 131H180V130H179ZM186 131H187V130H186ZM213 131H214V130H213ZM236 131H237V130H236ZM241 131H242V130H241ZM243 131H245V129H244ZM254 131H255V129H254ZM254 131H253V132H254ZM23 132H24V131H23ZM66 132H67V131H66ZM135 132H136V130H135L134 133H132V134H135ZM176 132H178V130H177ZM197 132H199V131L197 130ZM219 132H220V129H219ZM219 132H218V134H219ZM237 132H238V131H237ZM248 132H249V131H248ZM248 132H247V133H248ZM253 132H252V133H253ZM32 133H33V132H32ZM107 133H108V132H107ZM136 133H138V132H136ZM146 133H147V132H145V135H146ZM165 133H167V132H165ZM174 133H175V132H174ZM178 133H179V132H178ZM178 133H177V134H178ZM184 133H185V132H184ZM186 133H188V134H186ZM186 133H185V134L188 135L189 137L191 136V135H190L191 133H190L189 131L186 132ZM193 133L195 134V132H192V135L194 136ZM201 133H204V132L202 131ZM201 133H198V134H201ZM211 133H213V132H211ZM215 133H216V131H215ZM215 133H214V134H215ZM249 133H250V132H249ZM249 133H248V134H249ZM261 133H262V132H261ZM12 134H13V133H12ZM15 134H16V133H15ZM17 134H19V133H17ZM64 134H65V133H64ZM73 134H74V133H73ZM119 134H120V133H119ZM147 134H148V133H147ZM158 134H160V133H158ZM179 134H180V133H179ZM179 134H178V135H179ZM182 134H183V133H182ZM243 134H244V133H243ZM243 134H242V135H243ZM19 135H23V134H19ZM27 135H28V134H27ZM79 135H80V134H79ZM116 135H117V134H116ZM130 135H131V134H130ZM130 135H129V136H130ZM135 135H136V134H135ZM135 135H134V137H135ZM137 135H139V134H137ZM164 135H165V134H164ZM206 135H207V134H206ZM206 135H205V137H206ZM242 135H241V136H242ZM13 136H15V135H13ZM72 136H73V135H72ZM83 136H84V135H83ZM109 136H111V135H109ZM118 136L120 137V136H122V135H118ZM123 136H125V135L123 134ZM140 136L143 137V135H141V134H140ZM140 136H138V138H139ZM162 136H163V134H162ZM180 136H181V135H179V137H180ZM193 136H192V137H193ZM209 136L212 137V135H209ZM214 136H215V135H214ZM220 136H221V134H220ZM220 136H219V137H220ZM243 136H244V135H243ZM257 136H258V135H257ZM22 137H23V136H22ZM73 137H74V136H73ZM73 137H72V138H73ZM111 137H112V136H111ZM113 137H114V136H113ZM116 137H117V136H116ZM116 137H115V138H116ZM119 137H118V138H119ZM125 137H126V136H125ZM195 137H196V135H195ZM197 137L200 138V135L197 136ZM197 137H196V138H197ZM202 137H203V135H202ZM211 137H209V138H211ZM215 137H217V135H216ZM236 137H237V136H235V138H236ZM244 137H245V136H244ZM249 137H250V136H249ZM254 137H255V135H254ZM254 137H253V138H254ZM2 138H3V137H2ZM11 138H12V137H11ZM23 138H24V137H23ZM70 138H71V137H70ZM80 138H81V137H80ZM83 138H84V137H83ZM104 138H106V137H104ZM115 138H114V139H115ZM121 138H122V137H121ZM121 138H119V139H121ZM154 138H155V137H154ZM181 138H182V137H181ZM183 138H184V137H183ZM185 138H186V137H185ZM196 138H194V139H196ZM207 138H208V137H207ZM212 138L214 139V137H212ZM240 138H241V137H240ZM240 138H239V139H240ZM3 139H4V138H3ZM13 139H14V138H13ZM28 139H29V138H28ZM42 139H43V138H42ZM109 139H111V138H109ZM119 139H118V140H119ZM126 139H128V137H127ZM131 139H132V138L128 139V141L131 140ZM141 139H142V138H141ZM148 139H149V138H148ZM150 139H151V136H150ZM177 139H178V138H177ZM179 139H180V138H179ZM179 139H178V140H179ZM190 139H192V138H190ZM203 139H205V138H203ZM231 139H232V138H231ZM247 139H248V138H247ZM255 139H256V138H255ZM81 140H82V139H81ZM85 140H86V139H85ZM112 140H113V139H112ZM112 140H111V141H112ZM116 140H117V139H116ZM118 140H117V142H118ZM122 140H123V139H122ZM200 140H201V139H200ZM200 140H199V142H198L199 144H200ZM207 140H208V139H207ZM214 140H219V139L216 138V139H214ZM214 140H213V141H214ZM233 140H234V139H233ZM235 140H236V139H235ZM235 140H234V142H235ZM23 141H24V140H23ZM71 141H72V140H71ZM87 141H88V140H87ZM160 141H161V140H160ZM181 141H182V140H180V142H181ZM183 141H184V140H183ZM183 141H182V143H184ZM187 141H188V140H187ZM187 141H185V142H187ZM195 141L197 142V140H193L194 143H195ZM236 141H237L236 143H238V139H237ZM246 141H247V140H246ZM250 141H251V140H250ZM252 141H254V140H252ZM67 142H68V141H67ZM114 142H116V141H114ZM114 142H113V143H114ZM122 142H123L122 145L124 146V141H121V143H122ZM155 142H156V141H155ZM180 142H179V143H180ZM204 142H205V141H204ZM220 142H221V141H220ZM220 142H219V143H220ZM244 142H245V141H244ZM247 142H248V141H247ZM59 143H60V142H59ZM61 143H62V142H61ZM74 143H75V142H74ZM188 143H189V142H188ZM194 143H193V144H194ZM207 143H208V142H207ZM232 143H233V142H232ZM245 143H246V142H245ZM249 143H250V142H249ZM249 143H246V144H249ZM251 143H252V142H251ZM251 143H250L249 145H251ZM67 144H68V143H67ZM70 144H72V143H70ZM86 144H87V143H86ZM154 144H155V143H154ZM180 144H181V143H180ZM195 144H197V143H195ZM199 144H198V145H199ZM202 144H203V143H202ZM212 144H213V142H212ZM239 144H240V143H239ZM239 144H238V145H239ZM241 144H242V143H241ZM246 144H245V145H246ZM252 144H253V143H252ZM56 145H57V144H56ZM61 145H62V144H61ZM76 145H77V144H76ZM79 145H80V144H78V146H79ZM84 145H85V143H84ZM200 145H201V144H200ZM226 145H227V144H226ZM203 146H205V145H203ZM203 146L201 145V147H203ZM219 146H220V144H219ZM228 146H229V145H228ZM236 146H237V145H236ZM56 147H59V146H56ZM80 147H81V146H80ZM121 147H122V146H121ZM127 147H128V146H127ZM181 147H182V146H181ZM187 147H188V145H187ZM262 147H263V146H262ZM40 148H41V147H40ZM77 148H78V147H77ZM190 148H191V147H190ZM203 148H204V147H203ZM38 149H39V148H38ZM179 149H181V151H182V148H178V151H179ZM229 149H230V148H229ZM26 150H27V148H26ZM30 150H32V149H30ZM51 150H52V149H51ZM225 150H227V149H225ZM230 150H231V149H230ZM8 151H9V150H8ZM13 151H14V150H13ZM122 151H123V150H122ZM133 151H134V150H133ZM133 151H131V152H133ZM138 151H139V150H138ZM124 152H125V151H124ZM126 152H127V151H126ZM126 152H125V153H126ZM131 152H130V153H131ZM140 153H141V152H140ZM5 154H6V153H5ZM28 154H29V153H28ZM192 154H193V153H192ZM199 154H201V153H199ZM31 155H32V154H31ZM126 155H127V154H126ZM128 155H129V154H128ZM203 155H204V154H203ZM26 157H27V156H26ZM40 158H41V157H40ZM259 158H261V157H259ZM259 158H258V159H259ZM243 160H245V159H243ZM255 160H256V159H255ZM262 160H263V159H262ZM216 161H217V159H216ZM233 161H234V160H233ZM246 161H247V160H246ZM211 162H212V161H211ZM228 162H229V161H228ZM235 162H237V161H235ZM235 162H234V163H235ZM238 162H240V161H238ZM244 162H245V161H244ZM213 163H214V162H213ZM242 163H243V162L241 161V164H242ZM215 164H216V162H215ZM228 164H229V163H228ZM256 185H257V184H256ZM262 185H263V183H262ZM261 188H262V187H261ZM263 188H264V187H263ZM260 190H261V189H260ZM263 190H264V189H262V191H263ZM258 192H259V191H258ZM248 194H249V193H248ZM254 194L256 195L255 192H254ZM251 196H252V195H251ZM252 197H253V196H252ZM236 198H237V197H236ZM189 199H190V198H189ZM189 199H188V200H189ZM234 199H235V198H234ZM219 200H220V199H219ZM209 201H210V200H209ZM209 201H208V202H209ZM211 201H212V200H211ZM239 201H241V200H239ZM206 202H207V201H206ZM248 202H249V201H248ZM220 203H222V202H220ZM182 204H183V203H182ZM256 204H257V203H256ZM189 205H190V204H189ZM195 205H196V204H195ZM238 205H239V204H238ZM244 205H245V203H244ZM252 206H253V205H252ZM254 206H255V205H254ZM172 207H173V206H172ZM179 207H181V206H179ZM179 207H178V208H179ZM182 207H183V206H182ZM184 208H185V207H184ZM186 208H188V207H186ZM241 208H242V206H241ZM245 208H246V207H245ZM175 209H176V208H175ZM179 209H180V208H179ZM182 209H183V208H182ZM192 209H194V208H192ZM259 209H260V208H259ZM249 210H250V209H249ZM167 211H168V210H167ZM235 211H237V210H235ZM188 212H189V211H188ZM260 212H262V211H260ZM168 213H170V211H169ZM172 213H173V212H172ZM189 213H191V211H190ZM179 214H180V213H179ZM198 214H199V213H198ZM230 214H231V213H230ZM181 215H182V213H181ZM241 215H242V214H241ZM176 216H177V215H176ZM178 217H181V216H178ZM234 217H235V216H234ZM253 217H254V216H253ZM259 217H260V216H259ZM173 218H174V217H173ZM188 219H189V216H188ZM243 219H244V218H243ZM245 219H246V217H245ZM212 220H213V219H212ZM212 220H211V221H212ZM227 220H228V219H227ZM186 221H187V220H186ZM208 221H209V220H208ZM259 221H260V220H259ZM222 222H223V221H222ZM224 222H225V221H224ZM224 222H223V223H224ZM185 223H186V222H185ZM207 223H209V222H207ZM244 223H245V222H244ZM244 223H243V224H244ZM249 223H250V222H249ZM170 224H171V223H170ZM251 225H252V224H251ZM254 225H255V222H254ZM186 226H187V224H186ZM186 226H185V227H186ZM194 226H195V225H194ZM222 226H223V225H222ZM231 226H232V225H231ZM249 226H250V225H249ZM249 226H248V227H249ZM252 226H253V225H252ZM234 227H235V226H233V228H234ZM241 227H242V226H241ZM241 227H240V228H241ZM194 228H195V227H194ZM210 228H211V227H210ZM240 228H239V229H240ZM242 228H243V227H242ZM192 229H193V227H192ZM207 230H208V229H207ZM244 230L246 231V229H244ZM223 231H225V230H223ZM235 231H236V230H235ZM177 232H178V231H177ZM185 232H186V231H185ZM197 232H198V231H197ZM206 232H207V231H206V229H205V233H206ZM259 232H260V231H259ZM164 233H165V232H164ZM175 233H176V232H175ZM188 233H189V232H188ZM194 233H195V232H194ZM201 233H202V232H201ZM236 233H237V232H236ZM247 233H248V232H247ZM255 233H256V232H255ZM230 234H231V233H230ZM244 234H245V233H244ZM244 234H243L242 236H244ZM248 234H249V233H248ZM176 235H177V234H176ZM179 235H180V234H179ZM188 235H189V234H188ZM177 236H178V235H177ZM240 236H241V235H240ZM240 236H239V237H240ZM166 237H167V236H166ZM189 237H190V236H189ZM192 237H193V236H192ZM155 238H156V237H155ZM169 238H170V237H169ZM193 239H194V238H193ZM207 239H208V238H207ZM221 239H222V238L220 237L219 240H221ZM158 240H159V239H158ZM189 240H190V239H189ZM203 240H206V239H203ZM203 240H202V241H203ZM214 240H215V239H214ZM241 240H242V239H241ZM244 240H247V241L244 242ZM151 241H152V240H151ZM211 241H212V240H211ZM136 242H137V241H136ZM194 242H195V241H194ZM205 242H206V241H205ZM217 242H218V241H217ZM137 243H138V242H137ZM208 243H209V242H208ZM242 243H244V244L242 245V248H241V249L243 250V253H241L238 262L235 263V264H250V261H252V260H257V261L262 260V262H263L262 264H264V237H263V238H259V239H258L256 242H254V243H249V242H248V239H247V238H246V239L244 238L243 241H242ZM153 244H155V243H153ZM203 244H204V243H203ZM210 244H211V243H210ZM125 245H126V244H125ZM140 245H141V244H140ZM126 246H127V245H126ZM205 246H206V243H205ZM214 247H215V246H214ZM140 248H141V247H140ZM145 249H147L146 246H145ZM145 249H144V251H145ZM149 249H150V247H149ZM206 249H207V246H206ZM126 250H127V249H126ZM132 250H133V249H132ZM203 250H204V249H203ZM118 251H119V250H118ZM134 251H135V250H134ZM151 251H152V250H151ZM205 251L208 253L207 250H205ZM211 251H212V249H211ZM218 251H219V250H218ZM114 252H116V251H114ZM122 252H123V251H122ZM122 252H121V253H122ZM129 252H130V251H129ZM119 253H120V252H119ZM130 253H131V252H130ZM134 253H135V252H133V254H134ZM148 253H149V252H148ZM201 253H202V252H201ZM203 253H204V252H203ZM212 253H214V252L212 251ZM116 254H118V253H116ZM210 254H211V253H210ZM138 255H139V254H138ZM145 256H147V255H145ZM205 256H206V254H205L203 257H205ZM207 256H208V255H207ZM209 256H210V255H209ZM210 257H211V256H210ZM134 258H135V257H134ZM146 258H147V257H146ZM127 259H128V258H127ZM137 259H138V257H137ZM203 259H204V258H203ZM203 259H202V260H203ZM208 259H209V257H208ZM135 260H136V259H135ZM122 261L124 262L123 259H122ZM140 261H141V260H140ZM140 261H139V262H140ZM207 261H208V260H207ZM125 262H126V261H125ZM136 262H137V261H136ZM148 262H149V261H148ZM202 262H203V261H202ZM216 262H217V261H216ZM127 263L130 264V262H127ZM151 263H152V262H151ZM166 263H167V262H166ZM182 263H183V262H182ZM203 263H204V262H203ZM226 263H227V262H226ZM121 264H122V263H121ZM133 264H134V263H133ZM136 264H137V263H136ZM154 264H155V263H154ZM252 264H253V263H252Z\"/></svg>","mask_w":264,"mask_h":264}]
</instances>
